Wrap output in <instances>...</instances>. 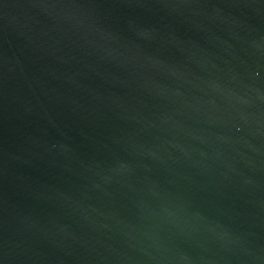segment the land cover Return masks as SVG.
<instances>
[{
    "label": "water",
    "instance_id": "1",
    "mask_svg": "<svg viewBox=\"0 0 264 264\" xmlns=\"http://www.w3.org/2000/svg\"><path fill=\"white\" fill-rule=\"evenodd\" d=\"M0 264H264V0H0Z\"/></svg>",
    "mask_w": 264,
    "mask_h": 264
}]
</instances>
